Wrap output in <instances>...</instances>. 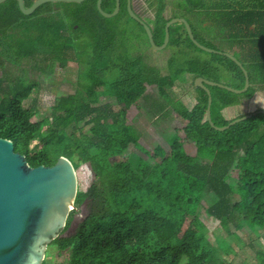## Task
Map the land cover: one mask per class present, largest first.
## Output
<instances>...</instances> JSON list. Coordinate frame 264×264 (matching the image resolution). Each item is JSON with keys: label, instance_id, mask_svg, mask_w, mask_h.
I'll return each mask as SVG.
<instances>
[{"label": "trees", "instance_id": "1", "mask_svg": "<svg viewBox=\"0 0 264 264\" xmlns=\"http://www.w3.org/2000/svg\"><path fill=\"white\" fill-rule=\"evenodd\" d=\"M34 1L24 0L25 7ZM184 2L198 22L188 20L195 38L221 51L217 43L227 29L226 52L249 74L250 86L240 94L207 85L216 126L251 114L223 131L208 121V94L195 79L242 89L244 73L224 54L197 47L183 23L170 26L167 46L177 52L164 72L117 44L118 14L104 17L97 0L46 2L29 15L17 0L0 4V137L11 140L33 167L65 156L76 170L86 164L93 173L75 201L76 207L86 203L85 218L75 232L49 244L67 255L68 264H231L204 232L209 223L264 231V107L248 110L256 95L264 97V0H241L239 9L238 0ZM158 3L152 32L160 45L172 17L167 0ZM115 4L103 0L102 8L112 12ZM123 9L128 12L127 0ZM254 20L262 22V37L246 47L237 40V25ZM207 30L219 37L206 39ZM71 62L87 65L72 93L60 96L42 117L25 106L38 85L24 78L27 69L50 76ZM184 74L191 76L187 103L179 96ZM154 88L159 99L149 115L171 114L177 125L169 150H147L148 160L134 149L140 141L139 100ZM76 213L71 211L67 227ZM220 247L229 249L224 241ZM259 254L264 264V252Z\"/></svg>", "mask_w": 264, "mask_h": 264}, {"label": "water", "instance_id": "2", "mask_svg": "<svg viewBox=\"0 0 264 264\" xmlns=\"http://www.w3.org/2000/svg\"><path fill=\"white\" fill-rule=\"evenodd\" d=\"M6 0H0V4ZM21 11L32 14L46 2H83L85 0H35L26 8L24 0H17ZM102 1L97 0L99 12L107 18L119 14L121 0H116L112 12L102 8ZM129 15L140 23L147 34L149 43L155 49H164L170 40V26L183 23L192 42L207 52L222 53L241 67L245 76L242 89L232 88L203 77L195 79V85L203 88L208 94L207 118L211 126L223 131L237 122L247 119L251 114L232 120L228 125L216 126L211 118L212 95L207 87L220 86L240 94L250 86L249 74L243 64L231 53L206 47L194 36L187 19L175 17L165 25V37L162 44H156L152 26L134 9L133 0H127ZM264 112V109L262 110ZM78 192L76 169L69 158L60 156L53 165L31 166L24 154L15 151L11 140L0 137V264H43L49 244L59 236H68L75 232L79 223L85 218L83 210L86 203L79 208L75 206ZM76 214L67 227L71 211Z\"/></svg>", "mask_w": 264, "mask_h": 264}, {"label": "rangeland", "instance_id": "3", "mask_svg": "<svg viewBox=\"0 0 264 264\" xmlns=\"http://www.w3.org/2000/svg\"><path fill=\"white\" fill-rule=\"evenodd\" d=\"M135 10L137 13L151 26L155 19L156 8L159 5L158 0H136ZM167 8L169 16L172 18L181 17L187 20H192L197 24V20L189 15V10L184 0H167ZM129 13L124 9L119 12V24L117 26V44L129 47L132 55L142 58V60L150 65L162 69L167 68V62L170 57L175 55L177 48L167 46L164 49H155L149 43L148 37L143 29L134 22ZM206 23V22H205ZM208 24V23H207ZM216 28L214 25H209V29ZM217 29V28H216ZM206 34V39L215 40L219 37L218 31ZM223 36V35H222ZM82 44H86V38L82 37ZM221 51L228 50L227 41L222 39L217 43ZM86 56V52L83 53ZM87 70V65L68 63L65 68H57L56 72L50 76L39 75L30 69L24 73V78L27 81H34L38 85L34 89L31 97L24 101L25 106L34 108L37 114L42 117L46 114V108L57 103L60 96L72 93L76 88L78 75ZM165 72V71H164ZM111 76V75H110ZM190 74H184L180 77V99L187 103L189 97L186 94V89L190 84L186 81L190 78ZM188 78V79H187ZM184 87V88H183ZM159 99L157 89H152L148 94L139 100L141 113L137 118V130L140 134L139 146L134 149L135 154L150 160L148 151H153L154 147L160 145L169 150L170 137L173 129L177 125V120L171 115L159 114L150 116L149 110L154 106V101ZM264 107V101L254 100L248 107V110ZM236 114V113H235ZM234 111H231V116ZM235 116V115H234ZM78 177V188L85 189L90 183L93 173L88 165L81 164L76 170ZM209 198L204 197L202 204H206ZM79 215L81 210L76 207ZM87 209L83 210V215H86ZM207 237L220 251L222 258L231 264H260L261 258L259 252H264V231L256 228L251 229L246 224L242 227H237L235 224H230L228 227L209 226L204 230ZM229 245V249L220 247L222 242ZM47 264H68L66 254H59L56 247L48 246L46 250L45 260Z\"/></svg>", "mask_w": 264, "mask_h": 264}, {"label": "crops", "instance_id": "4", "mask_svg": "<svg viewBox=\"0 0 264 264\" xmlns=\"http://www.w3.org/2000/svg\"><path fill=\"white\" fill-rule=\"evenodd\" d=\"M136 0H133V6H134V9H135V4H136V2H135ZM239 1V4L237 5L238 7V9L240 8V1L241 0H238ZM246 3V2H245ZM121 4H122V0H121ZM246 5H248L247 3H246ZM253 6H254V4H253ZM246 7H248V6H246ZM253 7H250L249 9H252ZM136 11V10H135ZM137 12V11H136ZM249 14H247L246 16H248ZM246 21V23H248L249 24V18H248V20L246 19L245 20ZM244 25V24H243ZM242 25V23H239L238 25H237V32H238V35H237V40H243L244 41V43H245V46L247 47V45H249V40L250 39H252V40H254V42H256V41H258V40H260L261 39V33H262V22H260L259 20L256 22L255 20L252 22V25L251 26H248V25H246V26H243ZM243 27V28H242ZM226 33H227V35H226ZM222 35H224L223 36V38L222 39H224V40H226L227 41V45H229L230 44V36L228 35V31H227V29H224L223 30V34ZM229 38V39H228ZM247 52V51H246ZM254 100H260V101H264V97L263 96H261V95H256L255 96V98H254ZM253 100V101H254Z\"/></svg>", "mask_w": 264, "mask_h": 264}]
</instances>
